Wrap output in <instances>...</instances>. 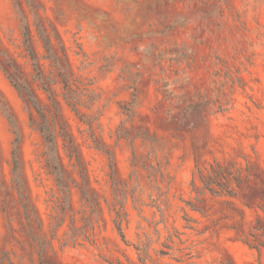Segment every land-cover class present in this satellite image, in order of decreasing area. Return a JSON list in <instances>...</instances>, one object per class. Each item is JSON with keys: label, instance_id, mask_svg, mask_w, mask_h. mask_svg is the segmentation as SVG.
Instances as JSON below:
<instances>
[{"label": "rangeland", "instance_id": "1", "mask_svg": "<svg viewBox=\"0 0 264 264\" xmlns=\"http://www.w3.org/2000/svg\"><path fill=\"white\" fill-rule=\"evenodd\" d=\"M0 264H264V0H0Z\"/></svg>", "mask_w": 264, "mask_h": 264}, {"label": "trees", "instance_id": "2", "mask_svg": "<svg viewBox=\"0 0 264 264\" xmlns=\"http://www.w3.org/2000/svg\"><path fill=\"white\" fill-rule=\"evenodd\" d=\"M31 55H32V59L35 60L36 59L35 53L34 52H31ZM25 101L26 102L31 101L37 107V104H36V101L35 100H25ZM70 101L71 100H67V102L69 104H71ZM47 143H48V145H50V143L52 144V153H51V156H50L51 159L52 160L54 159L53 161H57L58 159H60L61 158V154H60V150H59L57 141L55 139L50 140V138H49L47 140ZM227 192H228V194H233V191L232 190H229L228 189ZM118 228H119V231L121 232L122 231V228H121L120 225L118 226Z\"/></svg>", "mask_w": 264, "mask_h": 264}]
</instances>
